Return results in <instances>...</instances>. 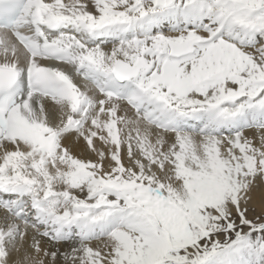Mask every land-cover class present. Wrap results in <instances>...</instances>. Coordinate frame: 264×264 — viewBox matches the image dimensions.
<instances>
[{"label":"snow or ice","instance_id":"snow-or-ice-1","mask_svg":"<svg viewBox=\"0 0 264 264\" xmlns=\"http://www.w3.org/2000/svg\"><path fill=\"white\" fill-rule=\"evenodd\" d=\"M0 264H264V0H0Z\"/></svg>","mask_w":264,"mask_h":264}]
</instances>
